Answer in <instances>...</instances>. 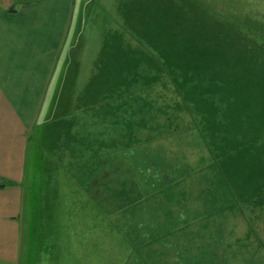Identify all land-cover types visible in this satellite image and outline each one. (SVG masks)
<instances>
[{
  "label": "rangeland",
  "instance_id": "1",
  "mask_svg": "<svg viewBox=\"0 0 264 264\" xmlns=\"http://www.w3.org/2000/svg\"><path fill=\"white\" fill-rule=\"evenodd\" d=\"M18 1L0 0V10ZM72 11L56 78L70 69L74 77L82 55L81 78L94 68L93 83L108 100L135 111L130 128L148 149L138 156L141 179H170V206L151 211L146 193L155 185L142 188L143 218L134 202L126 211L110 185L106 204L96 206L65 191V177L40 187L48 151L41 141L31 144L19 264H156L161 254L165 264H264V0H73ZM219 80L226 83L216 86ZM208 91L221 100L243 98L251 114L240 121L225 105L215 120L217 110L202 97ZM108 119L104 136L112 139ZM120 127L128 147L127 122L120 119ZM63 130L51 132L49 148ZM199 145L201 158L214 160L197 180L185 178L193 183L187 191L180 182L189 173L184 159L192 161ZM89 158L74 159L75 167ZM147 160L156 176L142 167ZM99 184L93 186L103 192Z\"/></svg>",
  "mask_w": 264,
  "mask_h": 264
},
{
  "label": "crops",
  "instance_id": "2",
  "mask_svg": "<svg viewBox=\"0 0 264 264\" xmlns=\"http://www.w3.org/2000/svg\"><path fill=\"white\" fill-rule=\"evenodd\" d=\"M12 6L13 12H8ZM72 10L73 0H20L0 10V181L6 183L0 186V264L20 262L22 185L26 181L31 144L36 145L35 148L42 145L48 151H43L47 166L39 176L44 179L40 187L45 188L48 179L65 177L68 180L65 191L73 195L80 193L82 198L85 197L84 201L92 206L106 204L103 197L112 186L117 190L118 203H123L128 211L126 205L134 202L138 216L142 210L140 218H143L148 203L144 200L142 188L155 185L156 177L141 179L138 156L143 149H148L147 144L139 146L137 129L130 128V123L137 117L135 111L120 103V99L117 102L108 100L110 94L107 90L101 91L93 83L97 73L93 67L84 79L81 78L82 73L78 69L79 65H83L82 55L76 64L78 72H74V77L70 69L69 73L61 72L62 75L56 78ZM80 80L83 85L79 84ZM76 85L82 86L81 89ZM121 91L126 92V88L121 86ZM105 98L107 100L103 101ZM60 115L63 119L50 122V119ZM108 118H111L112 139L110 135L104 136L103 125ZM120 119L123 124L127 122L128 147L122 145L120 128L123 126L120 127ZM60 127H63V132L57 137L55 146L49 148L48 144L52 145L48 143L51 132L55 134L54 130ZM52 138L56 140V137ZM44 140L46 143H43ZM108 140L112 143L106 145ZM40 141L42 144H39ZM200 147L192 161L184 159V166L189 170L180 180L184 190L188 191L193 186V183L188 185L185 178L197 180L202 169L213 163L212 158L206 161L201 158ZM87 156L90 158L81 160L82 164L75 167L74 159ZM49 157H53L52 161ZM190 162L195 164L194 168L190 167ZM142 167L150 172L148 160L142 163ZM151 174L156 176L155 172ZM98 179L103 192L93 186ZM158 179L155 190L146 193L147 198H151V211L163 210L164 202L170 206L168 194L173 182L167 179L160 183L162 176ZM43 190L39 191L41 196ZM180 192L185 195L184 191ZM159 201L163 202V206ZM261 217L264 218V215ZM145 230L139 227L140 234H144ZM162 256L159 255L156 264H165Z\"/></svg>",
  "mask_w": 264,
  "mask_h": 264
},
{
  "label": "trees",
  "instance_id": "3",
  "mask_svg": "<svg viewBox=\"0 0 264 264\" xmlns=\"http://www.w3.org/2000/svg\"><path fill=\"white\" fill-rule=\"evenodd\" d=\"M13 10H14V7L12 6V7H10L9 9H8V12L10 11V12H13ZM226 82H224V80H219V81H217L216 82V86H219V87H222L224 84H225ZM202 84V83H201ZM205 84V83H204ZM203 86V85H202ZM205 86H207V85H205ZM221 95V94H220ZM218 93H215V91H214V93H212V92H209L208 91V93H203V95H202V97L204 98V100H206L207 102H212L213 103V108H215L216 110H217V112H218V114H219V116H218V114L216 115V117H215V120H217V118L219 117V119L221 118L220 116L222 115V112H221V110L222 109H225V105H229V107H228V112H230V114H239L241 117H240V121H244V120H246V115H248L249 116V114H251V111H248L247 110V108L245 107L246 105H245V103L244 102H242L243 101V98H239V100H237V98H227L226 100H221L220 99V96ZM247 97V96H246ZM216 102H218L219 103V106H217L216 105ZM248 103V102H247ZM223 105V106H222ZM227 107V106H226ZM243 107H244V109L247 111V114H242V113H238V109H240L241 111H243ZM215 116V115H214ZM237 118V117H236ZM232 119H235V118H232ZM228 126V125H227ZM243 126V125H242ZM240 128V127H239ZM228 129H230V126H229V128ZM235 131H237V129H235ZM223 134V133H222ZM264 134V133H263ZM224 135V134H223ZM6 183H3V182H1L0 181V186H4ZM116 190V189H115Z\"/></svg>",
  "mask_w": 264,
  "mask_h": 264
}]
</instances>
